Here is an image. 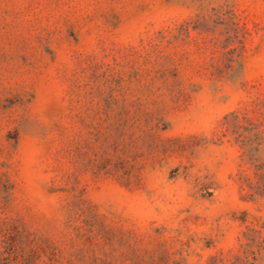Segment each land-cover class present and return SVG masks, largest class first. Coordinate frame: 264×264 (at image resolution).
I'll use <instances>...</instances> for the list:
<instances>
[{"label": "rangeland", "instance_id": "374dc122", "mask_svg": "<svg viewBox=\"0 0 264 264\" xmlns=\"http://www.w3.org/2000/svg\"><path fill=\"white\" fill-rule=\"evenodd\" d=\"M0 264H264V0H0Z\"/></svg>", "mask_w": 264, "mask_h": 264}]
</instances>
